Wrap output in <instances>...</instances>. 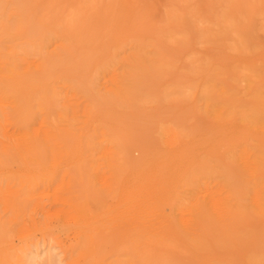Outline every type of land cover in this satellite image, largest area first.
Instances as JSON below:
<instances>
[{"label": "rangeland", "instance_id": "obj_1", "mask_svg": "<svg viewBox=\"0 0 264 264\" xmlns=\"http://www.w3.org/2000/svg\"><path fill=\"white\" fill-rule=\"evenodd\" d=\"M186 2L188 3H185V1L183 0H0V75L5 76L8 71L10 72V75L12 74V72L25 73L26 71L30 73H34L37 71L42 75V79L40 80L39 85L44 92L43 95L40 94V89L38 91H40V100L42 98L45 99L44 101L42 100L43 107L41 106V110L38 109L37 112L32 113L33 117L30 118V126L34 131H39L40 135L43 134L41 139L43 138L42 140H45L43 142L44 145L46 144V148L47 146L49 147V145H52V150H49L51 146L48 149L42 148V150L45 149V151L41 150V153L43 154L41 155L43 156L41 160L42 163H44L43 165H41V180L38 183L33 182L32 184L23 181L24 178L22 177V172H25L24 165L18 159L17 154H15L14 152L10 153V159H5L4 156L6 153H0V264H90L91 262V264H93V262L94 264H97V262H99L98 264H122L123 262L125 264H128L129 261L131 262L132 260H134L131 258H133L137 253L132 255L134 247H131L130 249L126 248L122 237L121 240L118 237L125 235L123 237V239L125 240V237H127V235L129 234L131 235L135 227L143 226L142 229H144L145 224H147L145 225V227L150 225L153 226L159 224L162 219L163 220L160 222V224L162 223V225H167L163 226V228L168 227L166 229H169L170 224L169 230H171V228L173 230L175 224L176 227L174 231H178L179 229L184 228L183 232L185 230H194L197 232L196 229H198L199 227L198 221H195L196 217L194 213L196 210L192 206H188L189 201L192 199V204H194L193 202L198 201L196 203L197 205H199L201 202H204L205 199L209 201L210 199L216 200L217 198L216 202L220 204L219 207L221 208L220 202L231 197L230 193L225 191L228 188L223 185L225 184L223 176L216 174H206L205 177H202L203 180L202 178L193 179V184L189 187L190 182L186 180L185 175L180 174L178 169L185 173V170H187V167L190 166L191 162L195 166L194 168L190 166V169L198 168L199 165H196L197 163H199V160L201 161L202 157V160H204L205 158H209V155H207L208 153H206L207 151H205L204 153V150H207V148H218L216 151V158L219 162L221 158L223 160V153L227 150H230V146H232V129L230 128H234L236 124L230 123L233 124V126L229 124V131H226L227 129L217 131V126L221 122L217 123V121L215 122V120H213L212 118L210 120L211 115L209 114L210 111L206 103L207 101L205 102V97L200 96L205 95L208 87L214 85L210 83L211 79H208L209 76H212L213 72L211 75H209L210 72H207L209 70V66L203 64V60L206 61L209 55L210 58L218 55L219 58L218 56L217 58L222 59L219 61L227 63L229 61L232 62V60H230L229 58L232 59L236 55H233V51L218 47V45L212 43V41L204 42V40L202 39V41L204 42L203 43L200 42L201 39L200 41L198 39L199 42L196 43V39H194V45V41H191V39L194 38L193 36V38H191L190 36L191 39L189 38V41L187 39H184V36H188L189 31H193L194 27L196 29H199L201 26V29H206L208 27V29H210L211 27H213L210 24L208 26V20L206 17V15L208 16V14L211 15V13H207L211 9V7H217L221 5L242 6L246 5V3H242L241 0H187ZM253 5L264 6V3L256 2ZM185 6H188L187 8L192 10V15H194L195 19L197 18L198 23L197 20L192 19V21H194L193 24H195L194 27L189 26V24L187 26L186 24H184V22L171 26L169 22L172 16L176 13L177 15H180L183 7ZM199 7H202L201 16L204 21L207 20L206 23L204 21L199 22L201 19H199L197 16L195 17V14H197L195 11ZM214 10L215 9L212 8L211 12H215ZM212 15H214V13ZM189 27L190 29H188ZM191 28L193 30H191ZM216 28L217 27H215V29L213 28L212 30L215 31ZM170 32H175V34L169 37L168 34ZM258 33L260 36H258V39L260 38L259 41L261 40L260 43L264 42V34L262 35V33ZM162 39L164 40L161 41ZM181 41L184 43L185 50L183 51L178 50V44ZM190 41L193 45L190 43ZM158 44L163 48V53L156 54L155 47ZM210 44H212L213 46H210ZM187 46H189L190 48ZM261 46L264 49V44H261ZM211 48H215L217 52L214 53V51L210 50ZM222 49L224 51L220 52ZM225 51L227 54L225 53ZM188 52L191 54H189ZM252 52L250 54H248L249 52H246L247 56L244 55L245 59L253 57ZM202 53L203 56H201ZM223 56H225L226 58H224ZM210 58L207 61H211ZM215 58L216 57H214V59ZM224 59H228L229 61H225ZM212 62L213 61H211L210 64ZM212 64L215 65L216 63L213 62ZM202 65L205 66V68L202 69L205 70L204 72L201 70ZM198 71L200 73L202 71L203 73L200 74L198 73ZM206 72L208 73V75L206 74ZM198 74H200V76L206 74L207 76H203V78H207H200ZM225 79L226 77L224 76V80ZM134 80H137L139 82L136 83V89L131 92V96L133 97L132 99L128 96L129 92L127 93L128 98L126 97L124 100H122V96L119 97V100L113 99L119 94H117L119 90H121L122 94V91L128 89V85H132ZM243 83H245V86L243 85L244 87L248 86V82L245 81ZM239 84V89L242 92L244 89L240 88V86L242 85L241 82ZM40 86H38V88H40ZM124 86H127V88L122 89V87ZM46 88H48L50 91ZM52 88L54 89L51 94ZM55 90L56 92H54ZM5 93L7 92L2 91V89L0 88V141L4 142V137L8 134L18 133V124L16 125L13 122L15 107L13 106L11 99H9ZM34 93L30 94V97L33 95L35 96L36 93ZM50 95L51 97L54 95V97H52L53 100L52 98L50 99ZM110 96L114 97L111 98ZM30 97L28 95V99ZM48 99H50L52 103ZM25 100L27 99L25 98ZM120 103L122 104V107L119 105ZM25 110H28V108H26ZM31 110L36 111L35 108H31ZM72 111H74V118L72 116ZM87 112H89V114ZM108 112L109 114L111 113L110 115L114 118H111L110 115H108ZM90 113H94L91 115V117L89 116L90 119L92 118L91 120L87 119ZM67 114L70 117H68ZM101 114H103V117H101ZM108 116L110 117V119H108ZM112 119L114 120L111 121ZM168 127L171 128L170 131L167 130ZM161 128L162 130H164L163 128H165V131H167L168 135H171L172 133L175 134L173 136H170V138L173 139L175 137L176 139V136H182L181 138H179L183 140L178 139L177 143L179 142V144H176V140L173 139L175 142V146H173V144L171 145L169 136L167 134L166 136L165 134H163L165 133V131L160 132L162 131ZM212 128H216L215 131L217 132L218 136L215 135V132L213 135L214 129ZM168 132L172 133L169 134ZM162 134L164 135L163 137L168 136L167 138H164L165 141L166 139H169L168 142H165L163 140V137L160 139V135ZM221 134L222 136H220ZM58 135L60 136V138L58 137ZM114 135H119L120 137L118 136L117 138L115 136V140L113 138ZM226 137H228L227 140ZM77 138L79 141L77 140ZM81 139H85V143L87 142L88 145L89 142L92 144V146L88 149H86L87 147L83 149L82 145L80 146V144H78L84 143L83 141H81ZM159 139L160 142L162 141L161 143L164 142V147L159 144ZM118 140L120 144L119 147L117 144ZM190 140L192 141L190 142ZM215 140L217 141L215 142ZM47 141L48 143H45ZM181 141H184V143H181ZM196 141H198L197 144ZM220 141H223L221 145H219ZM225 141L227 142L224 143ZM64 142L67 144V146H70L71 144V148L65 147L66 144ZM114 142H117V145L114 144ZM121 143L124 145L122 146ZM251 143H254V141H251ZM185 144L187 146L189 145L187 149L185 148ZM200 144L205 146L202 148V145ZM44 145L42 147H44ZM78 145L79 147H81L80 149H78ZM114 145L117 146V150L114 148ZM125 146L127 147V149ZM168 146L169 148H167ZM171 146L172 149H170ZM180 146L184 147L185 149H182V147ZM57 147L59 150L57 149ZM123 147L125 148L123 149ZM192 147H194V149ZM166 148L167 151H171V153H168L166 151ZM196 148H198L197 153L194 151L197 150ZM223 148L228 149L225 150ZM122 149L125 150V153L124 151H121ZM145 149H147L149 153L151 152V154H149L148 152L144 153L143 150ZM155 150V154H157L158 152L160 153H158L157 156H152V153ZM220 150H222L223 152L221 151L219 153ZM47 151H49L48 156L46 154L48 153ZM185 151L189 153L185 154ZM193 151L195 154L193 153ZM104 152L107 153V155H104ZM141 152H143L144 154ZM176 152L183 155L178 156L180 154L177 155ZM202 153L204 155H202ZM228 153L229 152L227 151L226 154ZM164 155L165 158L163 157ZM173 155L175 158H172ZM176 155L178 157H181V159L176 157ZM210 157L214 156L210 154ZM50 158L52 159L50 160ZM140 158H142V160L145 159L146 162L150 161L149 164L151 165H147L146 163V170L144 166L141 167L145 164V161H142ZM189 158L191 159V162L189 161ZM47 159L50 160V162L48 160L49 163H47ZM124 159H126V163ZM127 159L131 161V163L128 162ZM152 159H154V161ZM164 159L166 160L165 164L167 162L168 164L166 166L163 165V169H165V171H161L160 175L164 179L169 178V181L164 180V184L159 185V183H157V178L152 179L153 181L149 180L150 176H146V173L148 175L147 168L151 169L153 167H160V163L157 162L162 163V161L160 160L165 161ZM170 159H174V161ZM113 160L117 163L119 161V163L122 165H119V167H122L123 169H125V167L127 168L128 163L130 164L128 166L130 169H125L126 171H128H125L126 175L125 173L124 175H120L122 168L119 169V167L113 163ZM136 160H138V162ZM111 161L112 164H109L108 162ZM132 161H136V163L133 162V164H137L142 161L140 165V167L143 168V170L141 169L142 172L138 167L139 164L136 165V168H138L139 170L137 171L136 168V171L133 170L137 172L135 173L136 177H134V172H131V170L135 167L133 166V168H131V165H133ZM171 161L173 163H171ZM186 163L189 166H186ZM112 165H114L115 169L111 168ZM173 166L174 168L172 169ZM170 170L175 171L172 172ZM123 172L124 171L122 170V174ZM132 173L134 175L133 180H131L133 178L131 175ZM140 174H142L143 176ZM167 174L168 176H166ZM171 174L173 175V177H175L174 179L179 177L178 175L185 177L183 178V180L185 179V185H188L186 187L189 188V190H193L195 188V190H193V193L195 191V194L190 193L193 194V197L192 195H189L190 197L188 196L187 198L185 194L189 191H186L187 188L179 189L181 187H175L178 186L176 184L180 182L179 180H177L178 178L176 179L178 182L171 178ZM155 175L159 177L158 174ZM118 176L121 177L119 178V180H117ZM129 176H131L132 178L130 177L128 179ZM206 177L209 179L211 177V180L207 179ZM143 178L145 180L148 178L149 181H146V183L144 182L145 180ZM204 178L206 179L204 180ZM212 178H215L216 180L218 179V181H213ZM219 179H221V182L223 181V183H221ZM128 180L131 181L129 182ZM138 180L143 181V184L141 185L140 181ZM206 180H209L211 183H215V185L211 183L209 184V182H207ZM116 181H119V185H117V187L114 186L116 185ZM125 181L126 187H124ZM184 181L181 183V185L184 184ZM186 182L188 183L186 184ZM205 182L206 184H204ZM217 182H219L221 185H223L222 187L225 188H217L218 190H222L221 192L226 193L223 196L221 194L218 196L216 195L217 193L215 194V191H218L217 189L215 190V188L217 187ZM122 183L124 185H122ZM138 183L139 187L141 186L140 188L138 187ZM165 183L166 185L168 184V186H166ZM195 183L197 184L195 185ZM219 183L218 186L220 185ZM208 186L210 189H202V187L205 188ZM111 187H113V189H110ZM137 187L139 190H145V192L148 191L147 193L149 197L152 196L151 199H153L151 200L152 202L149 201V203H146V206L149 209L147 207V210L143 208L146 211L150 210V213L144 214L141 213L142 211H138L144 215V221H147L145 220V216L147 214L149 216L152 215L151 218H147L148 220L151 219L152 221L150 224L149 220V225L143 220H140L141 216H139L140 213L138 212L136 217L139 218L137 219H139L140 222L143 221L145 224H143L142 222L140 224H137L139 222L135 217L134 218L135 221L137 220V223L134 222L135 224H130L129 222V224H125L128 222L127 220V222H123V219H119V217L117 218L118 214L120 213H116L117 216L114 218L113 216H115V214H112L114 210H110L111 212L107 210L111 207V205L112 207L113 205H115L116 208H119L118 210L120 212L122 211L121 214L126 212L129 207L130 210L127 212L128 215L130 214V212H133L135 208L127 205L126 202L125 204L123 202V198L126 197L125 195L127 190H134L135 188L137 189ZM115 188L119 189L120 191H116ZM123 188L125 189L122 191ZM154 188L157 189L155 190ZM213 188L214 191L210 193L212 191L211 189ZM149 189H151V192L149 191ZM108 190L110 191L109 193H107ZM133 190L131 192H135L136 195H138L139 193H143V195H145V197H143L139 194L138 196L140 198L143 197L145 199L146 196H148L147 193H144V191L142 192L140 190L141 192H139V190ZM200 190L202 191V193L199 192ZM209 190L210 192H208ZM121 191L123 193H120V195L119 192ZM179 191H183L182 193H184L189 201L184 200L183 198L185 196L183 197V194L180 195L178 193ZM112 193H115L116 195L114 194V196ZM124 193L125 195H123ZM154 193L156 196L153 195ZM160 193H164L162 194V196L165 200H163V198L161 199L162 196ZM177 194H179L180 196H176ZM227 194L229 196L228 198L225 196ZM157 196L160 199H158ZM208 196H211L212 198L207 199L209 198ZM119 197L121 198L120 200L118 199ZM149 197H147V199L150 200ZM177 197L178 200H181L178 202L180 203V209L182 210L180 212L178 211V209H176L177 207H179L176 204ZM156 199L157 201H159H156V203L159 204L160 201L163 203H161L162 205L160 204L162 206V210L161 206L155 203L154 200ZM194 199L196 200L194 201ZM114 200L116 201L114 202ZM117 200L119 201L118 205H120L122 208L116 204ZM108 201H111L113 203L110 202V205ZM170 201H173L174 204L177 205L175 209L171 207L172 205L169 207V209L166 208L171 204ZM121 203L127 205V208H125L126 210L123 209L124 207L123 205H121ZM148 204H154L155 209L159 207V213L154 208H152L151 210ZM77 206L79 207L77 208ZM115 206L111 209H114ZM196 206L194 204V207ZM153 209L157 213H154ZM171 209L174 212H172ZM188 209L190 210V213H188ZM137 210L140 209L137 208ZM167 212H169V215L173 214L172 217L169 218ZM95 213H97V216ZM108 213L109 215L107 217H111V219H107V217L104 216ZM110 214H112L113 216H111ZM156 214L160 216L159 222L156 221L157 223L154 222L155 219H159H157ZM175 214L177 215L175 216ZM93 215L95 216V218ZM128 215H126V217L124 215L119 216L124 219L134 220V218L132 219L133 216L129 218L130 216ZM185 215L186 218L184 217ZM153 216H155V219H152ZM189 216L192 218H190ZM166 217L168 218L166 219ZM173 217L174 221H171L170 219H173ZM179 217L181 219L183 218V220L186 219V222L179 221ZM113 218L116 221H114ZM84 219H88V221L91 219L92 222H88V224H86L85 222L87 221ZM165 219L167 223L165 222ZM99 220L100 224H97ZM105 220L107 223L105 222ZM108 220L109 222L113 220L112 225L111 222L110 225L108 224ZM169 220L171 222H169ZM177 220L178 222H180V225L178 226H180L181 228L177 227V224H179L177 223ZM187 222H190L193 227ZM118 223L122 224L118 225ZM97 225L99 226L97 227ZM127 225H130L128 227L129 229L132 228V225H135L131 230V233L130 230H128V228L126 227ZM121 226H125L123 229L127 228L129 233L126 231L121 232ZM184 226H189V228ZM199 226H201V231H198L199 234L200 232H202L203 234L204 230L207 231L206 229H204L205 226ZM157 227H159V225ZM88 228H90V232L88 231ZM137 228L136 230H138ZM146 228H148V231L151 229L150 227ZM146 228L144 230L145 232H147ZM116 229L118 230V234L116 232ZM154 229L156 230V228ZM160 229L162 228H157V230ZM95 230L97 231V233H99V236L98 234H96V232H94ZM114 230L115 233H107L108 231ZM162 230L163 232L161 230L160 232L156 231V234H167V232H172L169 230H166L167 232H164L165 228ZM81 231H83V233ZM140 231L142 230L139 229V232ZM133 232H135V230ZM80 233L83 234V238ZM144 233L143 236L146 234ZM100 234H102V236H100ZM105 234L106 236H104ZM114 234H117L118 237ZM111 235H113V241L111 242L115 241L116 244H112L110 242V240H112L110 238ZM130 235L129 238L127 237L129 240L131 239V236H133ZM140 235H142L141 232ZM103 236L105 237V239L103 238ZM135 236L136 235L134 233L133 238ZM114 237L117 238L114 240ZM137 237H139L138 234L134 239L135 241H133V239H131V241L127 239L126 240L127 242H131V246H139V240L141 238H139L138 240ZM78 238L80 239V241L78 240ZM99 240L100 242L102 241V244L106 243L108 247L104 246L106 248L102 249V247L99 245ZM116 240L118 241V243ZM93 242L97 243L95 244V246L99 245V249H107L105 253L108 254L105 259L104 255L101 256L104 252H101L100 250L99 253V249L94 248ZM119 242L122 243L120 244ZM142 242L143 241H141L140 243ZM83 243L90 247H84ZM225 243H228V245L225 246L226 248L228 246L230 247V244H232L229 241ZM110 244H112L113 247L118 246L117 248H114L117 250L112 251L113 247L111 249V247L109 246ZM126 244L130 246L128 243ZM221 244L222 243H220V245ZM81 246H83V249L81 248ZM222 246L223 244L221 246L218 245L217 249L210 248L207 252H210L209 254L211 256L208 255L207 252L202 251V254L205 255L203 256L201 252L199 254V251L195 250L189 251V253L192 254L191 257L185 256L184 253H186V251H188L189 249L183 250L182 248H180L182 246L178 247L180 251L177 252H180L181 255L184 254L183 257L181 256V259L190 258L188 263L191 262V264H193V261L194 263L198 261L196 262V264H201V261L202 263H204V260L206 262H213L216 260L217 262H220L221 260L223 262L224 260L229 262L230 264H233L234 261H236L235 264H243L241 259L242 251H238L236 253V251H232L233 249H229L228 247V249L226 250V248ZM96 247L98 248V246ZM219 247H222L221 251ZM89 249L93 251L91 252ZM108 249L111 254L107 252ZM222 249L230 253H227ZM121 250H123V252L127 250V253L128 250L129 252L132 250V254L130 253L132 257L131 255H127L128 260H126V257L122 255L123 252H120ZM157 250H159V248ZM119 252L121 253L120 256ZM222 252H224L223 254L225 258L222 256ZM231 252L234 253L232 254ZM84 253H86V255H84ZM28 254L30 257L28 260H26L28 258L26 257ZM201 255L203 256V259ZM192 256L195 258H193ZM212 256L217 259L214 260ZM197 257L199 258L197 259ZM207 257L208 259H204ZM94 258H97V261ZM192 258L194 259L193 261ZM119 259L123 260V262L119 261ZM228 259H232L231 261H233L234 259L233 263H231V261ZM98 260H101L102 263ZM227 262H225V264ZM134 263L132 262V264Z\"/></svg>", "mask_w": 264, "mask_h": 264}, {"label": "bare ground", "instance_id": "obj_2", "mask_svg": "<svg viewBox=\"0 0 264 264\" xmlns=\"http://www.w3.org/2000/svg\"><path fill=\"white\" fill-rule=\"evenodd\" d=\"M183 1H185V3H188V2H186L187 0H183ZM242 1V3H246V5H242V6H235V5H233V6H217V7H211V9L207 12V13H211V15H209L208 14V16L206 15V17H207V20H203L202 19V16H201V13H202V7H199L198 9H196V13L197 14H195V17L197 16L199 19H201L199 22H201V21H204L205 23H206V21L208 22V26H209V24L210 25H212L213 27H211L210 29H208V28H206V29H201V27L199 28V29H196L194 26H195V24H193V22L194 21H192V19H194V20H197V18L195 19L194 18V15H192V10H190L189 8H187L188 6H185V7H183V9H182V12L180 13V15H177V13L175 14V15H173L172 16V18L170 19V22H169V24L172 26V25H176V24H180V23H182V22H184V24H186L187 26H188V24H189V26H192V27H194V30L191 28V30H193V31H189V34H188V36L187 35H185L184 36V39H187L188 41H189V38H190V36H191V38H193V39H191V41L193 40L194 41V45H195V40L194 39H196V43L197 42H199L200 41V39H201V41L200 42H203L202 41V39L204 40V42L206 41V42H211L212 41V43H214V44H217L218 45V47H222L223 49H228V50H230V51H233V55H236L234 58H229L230 60H232V62L231 61H229L228 59H224L225 61H229V62H222V61H219V60H222L221 58L220 59H218L219 58V56L218 55H216V56H211L212 58H210V55L207 57V60L210 58L211 59V61H213L214 63H216L215 65H213L212 63L210 64V62L211 61H204L203 59V64H205V65H207V66H209V70L207 71V72H210V74L209 75H211L212 74V72H213V74H212V76H209L208 77V79L210 78L211 79V82L210 83H212V84H214V85H211L210 87H208V89H207V92H206V94L205 95H202V96H200V97H205V102L207 103V106H208V109H209V111H210V120H211V118L213 119V120H215V122L217 121V123H219V122H221V123H219V125L217 126V131H219V130H226V131H229V124L230 123H234V124H236L235 125V127L234 128H230V129H232L231 130V132H232V135H231V142H232V146H230L231 148H230V150H227V149H225V148H223V149H225V150H227L229 153L228 154H226V152H224L223 153V160H222V158H221V160H220V162L218 161V159L216 158L217 157V149H215L216 147H212V148H207V150H204V153H205V151H207L206 153H208L207 155H209V158H205L204 160H202L203 159V157H202V159H201V161L199 160V163H197V165L196 166H198V168H196V169H190V166H192L193 168H194V164H192V162L190 161L191 159L189 158V161L191 162L190 163V166L186 163V166H189V167H187V170H185V169H183V170H185L186 172L185 173H183V171H180L179 169H178V171L180 172V174L181 175H185V177H186V180L188 181V182H190V184H189V187L190 186H192V184H193V179H201L202 177H205V175L206 174H216V175H221V176H223L224 177V180H225V184H223L226 188H228L227 190H225V191H227L228 193H230V195H231V197L230 198H228L229 196H228V194L227 195H225L228 199H226V200H224V201H222V202H220L221 203V208L219 207L220 206V204H218L217 202H216V200H217V198H216V200L215 199H210V198H212L211 196H208L209 198H207V199H210L209 201L208 200H206L205 199V201L204 202H201L199 205H197V203L196 202H198V201H195L196 199H194V201L195 202H193L194 204H195V206L197 207V209H196V207H194V204H192V199L190 200L191 201V203H190V201H189V199H187L188 198V196L189 195H192V197H193V194H195V191H194V193H193V190H195V188L193 189V190H189V188H187L186 186H188V185H185V179L183 180V178H185V177H182V176H180V175H178L179 177H177L176 179L177 180H179V182L180 183H178V184H176V185H178V186H175V187H181V188H179V189H185V188H187L186 189V191L187 190H189L187 193H185L186 194V196H187V198H186V196L184 195V193H182L183 191H185V190H183V191H179L178 193L180 194V195H182L183 197V199L184 200H188L189 201V205L188 206H192L193 208H195V213H194V215H195V221H198V227L200 228V230H199V228L198 229H196L197 230V232L198 231H201V226H199V225H202V227H204L205 226V228L204 229H206L207 231H203V234H202V232H200V234H199V232L197 233L196 231H194L193 229V231H191V230H185L184 232H183V230H184V228L183 229H179V228H176V229H179L178 231H174L175 230V227H176V225L174 224V228H173V230H172V228H171V230H169L170 229V224H169V229H166V228H168V227H164L165 228V230H164V232H167L168 230L169 231H172L171 233L170 232H167V234L166 233H158V234H161V235H158V234H156V231L158 232H160V230L163 232V230L162 229H164L163 228V226H167V225H162V223L160 224V222L163 220H161L160 222H159V220H160V216L158 215V214H156V216H157V219L158 220H156L155 219V216H153L152 217V219L154 218L155 220H154V222H159V224H156V225H150V226H146V227H150L151 228V226H152V232L150 231H148L147 229L148 228H146L145 227V225H147V224H145L144 222H146V223H148V225H149V220H150V224H151V219H147V218H151V216H149L148 214L145 216V220H147V221H144L143 219H144V215L143 214H141V213H144V214H146V213H150L149 211L150 210H148V211H146L147 209H146V203H149V201L150 202H152L151 200H153V199H151V197L152 196H150L149 197V195H148V191L147 192H145V190H141L142 192L144 191V193H147V195L148 196H146V198L144 199L143 197H145V195H143V193L141 194V193H139V192H141L139 189H138V187H139V183H138V187H137V189L135 190H133V191H138L139 190V194H140V196L142 195L143 197L142 198H140L138 195H136V193L134 192V193H132L131 191L132 190H127V192H126V195H125V193L123 194V195H125L126 197H124L123 195V199H124V203L126 202L127 203V205H129V206H132V207H134L135 209V211L133 210V212H130V214L128 215V211L130 210V207H129V209L126 211V212H124L126 215H128V216H130L129 218H131V216H133L132 217V219L135 217L136 219L137 218H139V217H136L137 216V214L138 213H140L141 211V213H140V215L139 216H141L140 217V220H143V221H141L143 224H145L144 225V229H142L143 228V226H140V227H135L134 228V230H135V232H133L132 231V233H131V230L133 229V227L135 226H131L130 228L131 229H129L128 227L130 226H126L127 228H128V230H130V233H131V235H133L134 236V233H135V235L137 236V234H138V236L139 237H137V239L139 240V238H141L139 241L141 242V241H143L142 243H140L139 242V246L138 245H130V243L131 242H127V240H129L128 238H129V235H127V237H125V240L123 239V237L125 236H120V237H118L117 236V234H118V230L116 229V232H117V234L115 235V236H117L120 240H121V237H122V240H123V242L125 243V245H126V248H128V249H130L131 247H134L133 248V254L131 253V251L129 252V250H128V253H127V250H125L124 252H123V250H121L120 252H123L122 253V255H124L125 257H126V260H128V257H127V255L129 256V255H134V254H136V255H134V257L133 258H131L132 257V255H131V257H129V258H131V259H134V260H132L131 262L129 261V263L128 264H132V262L134 263H138V264H191V262H189L188 263V261L190 260V258H187V259H181V256L183 257L184 256V254H185V256H189V257H191V255L192 254H190L189 253V251L190 250H195V251H199L198 253L200 254V252H201V254H202V251L203 252H207V251H209V249L210 248H212V249H217V247H218V245L219 246H221L222 244H223V246L222 247H225L226 245H228V243L226 244L225 242H227V241H229V242H231L232 244H230L231 246L229 247V249L231 248V249H233L232 251H236V253L238 252V251H242V263L243 264H264V49H263V47L261 46V44H264V42H261L260 43V41H259V39H258V36H259V33L258 32H260V34L262 33V35L264 34V6H256V5H253L254 3H256V2H262V3H264V0H241ZM189 6H190V4H189ZM192 6V5H191ZM191 8V7H190ZM195 8V7H194ZM212 8H214L215 10V12H213L214 13V15H212L213 13L211 12L212 11ZM206 9V8H205ZM209 9V8H208ZM194 11V10H193ZM207 11V10H206ZM190 14H191V16H190ZM204 16V15H203ZM211 16V17H210ZM197 23H198V20H197ZM215 27H217L216 28V30L215 31H213L212 29L214 28L215 29ZM188 29H190V27L188 28ZM176 32V31H175ZM175 32H170L168 35H169V37L170 36H172V35H174L175 34ZM193 36V37H192ZM260 37V36H259ZM172 38V37H171ZM198 39H199V41H198ZM164 39H162L161 41H163ZM191 41H190V43H191ZM203 42V43H204ZM192 44V43H191ZM190 44V45H191ZM192 44V45H193ZM198 44H201V43H198ZM205 44H207V43H205ZM182 45V46H181ZM210 46H213L212 44H210ZM187 47H189V46H187ZM192 47V46H191ZM190 48V47H189ZM156 49V50H155ZM155 52H156V54H159V53H163L164 51H163V48L161 47V45H157L156 47H155ZM214 49V50H213ZM211 48L210 50H212V51H214V53H216L217 51H216V49L215 48ZM221 49V48H220ZM221 50L220 52H223L224 50ZM178 50H181V51H183V50H185V48H184V43L181 41L179 44H178ZM188 50V49H187ZM191 50V49H190ZM193 50V49H192ZM250 50V51H249ZM189 51V50H188ZM253 51V52H252ZM190 52V51H189ZM188 52V53H189ZM205 52H207V51H205ZM209 52V51H208ZM248 54H250L251 52L253 53V57H251V58H248V59H245V56H247L246 54L247 53ZM225 53H226V51H225ZM228 53H229V51H228ZM189 54H191V53H189ZM193 54V53H192ZM224 54V53H223ZM227 54V53H226ZM232 54V53H231ZM245 55V56H244ZM252 55V54H251ZM250 55V56H251ZM201 56H203V53H202V55ZM217 56H218V58H217ZM226 56V55H225ZM225 56H223L224 58H226ZM214 57H216L215 59H214ZM229 57V56H228ZM213 59V60H212ZM217 60L218 61V63H217V61L215 62V61ZM201 66V65H200ZM203 67V68H202ZM202 67H201V70L202 69H204L205 68V66H203L202 65ZM203 72L205 71V70H202ZM201 71V73L198 71V73H200V74H202L203 72ZM206 72V74L208 75V73ZM200 74H198V76H200ZM202 75V76H200V78L202 77L203 78V76H207V75ZM224 76L226 77V79L224 80ZM214 79H213V78ZM220 77H223V78H220ZM207 77H204L203 79H206ZM221 80H220V79ZM42 79V75L39 73V72H34V73H30V72H28V71H26L25 73H15V72H12V74L10 75V72L8 71V73H6L5 74V76L4 75H0V88L2 89V91H4V92H7V93H5L6 95H7V97L9 98V99H11V102H12V104H13V106L15 107L14 109H15V112H14V115H13V122H14V124H18V129H17V131H18V133H16V134H8L7 136H5L4 137V140H5V142L4 141H0V153H6L5 154V159H10V153H15V154H17V157H18V159L22 162V164L24 165V171L25 172H22V177L24 178L23 179V181H25V182H28V183H30V184H32L33 182H39L40 180H41V165H43L44 163H42V160H41V158L43 157V156H41V155H43L42 153H41V150H42V148H46L45 147V145H44V142L43 141H45V140H42L41 139V137H42V135H40V132L39 131H34L32 128H31V126H30V118L31 117H33L32 115V113H35V112H37V110L39 109V110H41V108L43 107L42 105V100L44 101V99L42 98V96H41V100H40V94L41 95H43V91H42V89H41V86L39 85L40 84V80ZM218 79H219V81H218ZM248 82V86L247 87H244L245 86V83H243V82ZM137 82H139V81H137V80H134L133 81V84L132 85H128V89H126V90H123L122 91V94H121V90H119V92H117V94L119 93V94H121V95H117V96H115V98H113V99H115V100H119V97L120 96H122L121 98H122V100H124L126 97H127V93H128V96L132 99L133 97L131 96V92L132 91H134L135 89H136V83ZM241 82V86H240V88L241 89H244L242 92H241V90L239 89V83ZM244 85V86H243ZM38 86H40V88H38ZM219 86V87H218ZM36 87V88H35ZM243 87V88H242ZM125 89V88H127V86H124V87H122V89ZM204 88H205V86H204ZM35 89V90H34ZM41 90V93L39 94V92L40 91H38V90ZM46 89H48V88H46ZM49 89H50V87H49ZM48 89V90H49ZM53 89L54 88H52V91H51V94H52V92H53ZM56 89V88H55ZM202 89V88H201ZM34 91H35V93H34ZM50 91V90H49ZM35 94V96L33 95V96H31L30 97V94H33V93ZM54 92H56V90L54 91ZM124 92H126V93H124ZM124 93V94H123ZM28 95H29V99H28ZM44 97H45V95H44ZM52 97H54V95L52 96ZM51 97V95H50V99L52 98ZM111 97V96H110ZM112 97H114V96H112ZM111 97V98H112ZM25 98L27 99V100H25ZM128 98V97H127ZM129 98V99H130ZM47 99V98H46ZM50 99H48L49 101H50ZM52 100H53V98H52ZM48 101V102H49ZM26 102V103H25ZM51 102V101H50ZM52 103V102H51ZM52 105V104H51ZM120 106L122 105L121 103L119 104ZM42 106V107H41ZM122 107V106H121ZM26 108H28V110H25ZM31 108H35L36 109V111H32L31 110ZM205 108V107H204ZM122 109V108H121ZM25 110V111H24ZM124 110V109H123ZM86 111V110H85ZM85 111H83V112H85ZM73 112V118H74V111H72ZM71 112V113H72ZM90 112V111H89ZM89 112H87L88 114H89ZM124 112V111H123ZM92 114H94V113H92ZM91 113H90V115H88V118L87 119H89V120H91L90 118H89V116L91 117V115H92ZM111 114V113H110ZM109 114V112H108V115H110ZM68 115V114H67ZM85 115H87V114H85ZM103 114H101V117H103L102 116ZM60 117H62V116H60ZM68 117H70L69 115H68ZM92 117H94V116H92ZM109 117V116H108ZM110 117L111 118H114V117H112L111 115H110ZM110 117L108 118V119H110ZM72 118V117H71ZM97 118V117H96ZM103 119H105V118H103ZM106 120H107V118H106ZM114 119H112L111 121H113ZM111 121H108V122H111ZM86 123V122H85ZM213 123V122H212ZM211 123V124H212ZM210 124V123H209ZM208 124V125H209ZM231 126H233V124H230ZM208 127H210V126H208ZM215 127V126H214ZM164 130H162V128H161V130L162 131H160V132H164L165 131V128H163ZM170 129L171 128H167V130H169L170 131ZM212 129H214V128H212ZM212 129H210V130H212ZM215 129L213 130V135H214V132L216 133L215 135H217V132L215 131ZM204 130H205V128H204ZM113 131V130H112ZM207 132H209V131H207ZM42 133V132H41ZM169 133V132H168ZM172 132H170L169 134H171ZM211 133V132H210ZM163 134H165V136H166V134H167V131H165V133H163ZM160 135V139L164 136V135ZM176 134H178V133H176ZM209 134V133H208ZM212 134V133H211ZM225 134H226V132H225ZM224 134V135H225ZM229 134H231V133H229ZM15 135H16V137H15ZM40 135V136H39ZM45 135V134H44ZM65 135V134H64ZM168 135V134H167ZM173 135H175V134H171V135H168L169 136V138H170V136H173ZM61 136H63V135H61ZM115 136L116 135H114V139H115ZM119 136V135H118ZM118 136H116L117 138H118ZM167 136V137H168ZM199 136H201V135H199ZM210 136V135H209ZM218 136V135H217ZM220 136H222V134L220 135ZM227 136H228V134H227ZM58 137L60 138V136L58 135ZM70 137H72V136H70ZM74 137H75V135H74ZM120 137V136H119ZM167 137H163V140H164V138H167ZM180 136H176V139H175V137L173 138V139H175L176 140V144H179V142L177 143V141H178V139L179 140H183V139H180L179 138ZM195 137V136H194ZM201 137H203V136H201ZM206 137H208V136H206ZM191 138V137H190ZM200 138V137H199ZM215 138H217V137H215ZM227 138L228 137H226V140H227ZM160 139L158 140L159 141V144L160 145H164V142L163 143H161L160 142ZM172 138H170V143H171V145L173 144V146H175V142H174V140L172 139ZM195 139H198V138H195ZM77 140H78V138H77ZM85 139H81V141H83L84 143H85V141H84ZM116 140V139H115ZM193 140V139H192ZM192 140H190V142L192 141ZM79 141V140H78ZM80 141V142H81ZM165 141V140H164ZM166 141L168 142L169 141V139H166ZM165 141V142H166ZM172 141V142H171ZM199 141V140H198ZM198 141H196V144L198 143ZM201 141V140H200ZM202 141H203V139H202ZM209 141V140H208ZM217 140H215V142H216ZM228 141H229V139H228ZM251 141L253 142L254 141V143H251ZM43 142V143H42ZM118 142V143H117ZM117 142H114V144H118V147H119V140L117 141ZM174 142V143H173ZM184 143V141H181V143ZM189 142V143H190ZM227 141H225L224 143H226ZM45 143H48V141L47 142H45ZM65 143V142H64ZM70 143V142H69ZM82 144V143H78V144H80V146L82 145V147H83V149H85V147H87L86 149H88L89 147H91L92 146V144L91 143H89L88 142V145H87V142L85 143V144ZM170 143H168V144H170ZM186 143V142H185ZM214 143V142H213ZM221 143H223V141H220V144L219 145H221ZM44 145V147H42L43 145ZM50 144V143H49ZM66 144V143H65ZM75 144V143H74ZM74 144H72V145H74ZM116 144V145H117ZM158 144V145H159ZM165 144H167V143H165ZM193 144V143H192ZM48 145V144H47ZM76 145H77V143H76ZM85 145V146H84ZM121 145L123 146L124 144H122L121 143ZM157 145V146H158ZM200 145H202V144H200ZM218 145V144H217ZM223 145V144H222ZM51 146V148L49 149V150H52V145H49V147ZM70 146H71V144H70ZM69 145L67 146V144H66V146L65 147H70ZM115 146V145H114ZM161 146V147H162ZM170 146V145H169ZM169 146L167 147V148H169ZM187 145L185 144V148L187 149L188 148V146L186 147ZM205 146V145H204ZM203 145H202V148L204 147ZM48 146H47V148L46 149H48L49 148ZM126 147V146H125ZM125 147H123V149L125 148ZM150 147V146H149ZM164 147V146H163ZM176 147H177V145H176ZM180 147H182V146H180ZM220 147V146H219ZM222 147V146H221ZM61 148V147H60ZM71 148V147H70ZM76 148V147H75ZM81 147H79V145H78V149H80ZM116 150H117V146H115L114 147ZM121 148V147H120ZM147 148V147H146ZM167 148H166V151H167ZM175 148V147H174ZM184 147H182V149H183ZM184 148V149H185ZM193 149H194V147H192ZM200 148H201V146H200ZM206 148V147H205ZM57 149H58V147H57ZM77 149V148H76ZM75 149V150H76ZM121 150L122 152L124 151V153H125V150ZM126 149H127V147H126ZM141 149H142V147H141ZM164 149V148H163ZM170 149H172V146L170 147ZM192 149V150H193ZM197 150H194L196 153H197V151H198V148H196ZM222 149V150H223ZM59 150V149H58ZM106 150V149H105ZM146 150V151H145ZM145 150H143L144 151V153L146 152H148L149 153V151H147V149H145ZM148 150H151V149H148ZM177 150V149H176ZM175 150V151H176ZM222 150H220L219 151V153L222 151ZM42 151H45V149H43ZM142 151V150H141ZM178 151V150H177ZM188 151V150H187ZM187 151H185L184 153L185 154H187V153H189V152H187ZM194 151H193V153H194ZM48 153H46L47 154V156L49 155V151H47ZM74 152H76V151H74ZM108 152V151H107ZM155 152H156V150L153 152L154 153V155H153V153H152V156H157V154L158 153H160V152H158L157 154H155ZM161 152H164V151H161ZM168 152V151H167ZM167 152H165V153H167ZM223 152V151H222ZM41 153V154H40ZM44 153V152H43ZM81 153V152H80ZM105 153V152H104ZM141 153H143V152H141ZM143 153V154H144ZM168 153H171V151L170 152H168ZM177 153V152H176ZM182 153V152H181ZM78 154H79V152H78ZM149 154H151V152L149 153ZM178 154H180V153H177V155ZM195 154V153H194ZM210 154L212 155V156H214V157H210ZM104 155H107V153H105ZM146 155V154H145ZM168 155H170V154H168ZM167 155V156H168ZM176 155V157H178V156H182L181 154L180 155H178L177 156ZM193 155V154H192ZM202 155H204L203 153H202ZM224 155H228V156H224ZM76 156V155H75ZM199 156H201V155H199ZM79 157V156H78ZM77 157V158H78ZM149 157V156H148ZM161 157V156H160ZM164 158H165V155L163 156ZM170 157V156H169ZM195 157V156H194ZM225 157V158H224ZM44 158H45V156H44ZM111 158V157H110ZM146 158V157H145ZM150 158V157H149ZM162 158V157H161ZM172 158H175L174 157V155L172 156ZM178 158H180L181 159V157H178ZM177 158V159H178ZM188 158V157H187ZM52 158H50V160H51ZM106 159H107V157H106ZM141 160H142V158H140ZM144 159V158H143ZM151 159V158H150ZM155 159V158H154ZM154 159H152L153 161H154ZM160 159V158H159ZM167 159V158H166ZM176 159V160H177ZM209 159V160H208ZM44 160V159H43ZM46 160V159H45ZM48 160L49 159H47V163H49L50 162V160H49V162H48ZM78 160V159H77ZM122 160V159H121ZM126 159H124V161H125ZM156 160V159H155ZM157 160H158V158H157ZM165 160V159H164ZM170 160H173L174 161V159H170ZM170 160H169V162H170ZM183 160H185V159H183ZM53 161V160H52ZM127 161L128 162H130L131 163V161H129L128 159H127ZM137 162H138V160H136ZM136 161L134 162V161H132V164H133V162L134 163H136ZM142 161H145V164L144 165H142L141 167H145V166H147V165H151V164H149L150 163V161L149 162H146V160L144 159V160H142ZM141 161V162H142ZM160 161H162V163L161 162H157V161H155V162H157V163H160V165L162 166H160V167H153V168H151V169H148L147 168V170H148V175H147V173H146V176H150V179L149 180H152V179H156L157 178V183H159V185H162V184H164V180H168L167 178L166 179H164V178H162V176L160 175V173H161V171H165V169H163V165H167L168 164V162L165 164V162H166V160L165 161H163V160H160ZM182 161V160H181ZM187 161V160H186ZM210 161V162H209ZM44 162V161H43ZM46 162V161H45ZM121 162V161H120ZM127 162V163H128ZM140 162V161H139ZM141 162L140 163H137V164H133V165H131V168H133V166H135L132 170H131V172H134V174L135 173H137V172H135L136 171V169H137V171L139 170L138 168H136V165H138L139 164V168H140V171H141V169L143 170V168H141L140 167V165H141ZM180 162V161H179ZM42 163V164H41ZM109 164H112V161L111 162H108ZM107 163V164H108ZM113 163L114 164H116V166H118L119 167V165L120 166H122L120 163H119V161H118V163L117 162H114V160H113ZM125 163H126V161H125ZM146 163H147V165H146ZM171 163H173L172 161H171ZM106 164V163H105ZM118 164V165H117ZM179 164V163H178ZM192 164V165H191ZM130 164L128 163V165H127V168L125 167V169L126 170H129L130 168L128 167ZM158 166V165H157ZM169 166V165H168ZM176 166V165H175ZM185 166V167H186ZM222 166V167H221ZM111 167V166H110ZM177 167V166H176ZM185 167H183V168H185ZM111 168H114L115 169V167H114V165H112V167ZM122 167H119V169H121ZM136 168V169H135ZM174 168V166L172 167V169ZM125 169H121V172H120V175H124V173H125ZM122 170L124 171L123 172V174H122ZM133 170H135V171H133ZM145 170H146V167H145ZM145 170H144V172H145ZM176 170V169H175ZM174 170V171H175ZM193 170H196V171H193ZM170 171H172V172H174L173 170H170ZM177 171V170H176ZM44 172V171H43ZM126 172H128V171H126ZM131 172H129V173H131ZM142 172V171H141ZM178 172V173H179ZM207 172H209V173H207ZM128 173V174H129ZM167 173H169V172H167ZM150 174V175H149ZM155 174H158L159 175V177H157V175H155ZM172 174H174V173H172ZM171 174V175H172ZM45 175V174H44ZM119 175V174H118ZM125 175H126V173H125ZM132 175V177L134 176L133 175V173L131 174ZM140 175H142V174H140ZM155 175V176H154ZM176 175V176H177ZM143 176V175H142ZM145 176V175H144ZM164 176H165V174H164ZM166 176H168V174L166 175ZM42 177H45V176H42ZM131 176H129L128 177V179L130 178ZM131 177V178H132ZM134 177H136V174H135V176ZM134 177L131 179V180H133L134 179ZM139 177V176H138ZM119 178H121L120 176H118L117 177V180H119ZM149 178V177H148ZM148 178L145 180L144 178V182H146V181H149L148 180ZM171 178H175V177H173V175L171 176ZM207 178V177H206ZM206 178H204V180L206 179ZM124 179V178H123ZM126 179V178H125ZM142 179V180H143ZM172 179V180H173ZM176 179H174V180H176ZM181 179H182V181H181ZM207 179H209V178H207ZM131 180H128L129 182L131 181ZM141 180V179H140ZM140 180H138V181H140ZM176 180V182H178ZM202 180H203V178H202ZM209 180H211V177H210V179ZM209 180H206L207 182H209V184L211 183ZM212 180L214 181V180H216L215 178H212ZM43 181H44V179H43ZM137 181V182H138ZM153 181V180H152ZM169 181V180H168ZM184 181V186L183 185H181V183ZM216 181H218V179L216 180ZM219 181L221 182V179H219ZM119 182V181H118ZM117 181H116V185H114V186H116L117 187V185H119V183H118ZM133 182V181H132ZM167 182V181H166ZM170 182H171V180H170ZM169 182V183H170ZM173 182V181H172ZM175 182V183H176ZM188 182H186V184L188 183ZM125 183V186L124 187H126V181L124 182ZM147 183V182H146ZM154 183V182H153ZM174 183V184H175ZM218 183L219 182H217V187L215 188V190L219 187V189L220 188H223V189H225L224 187H222L223 185H221L220 183V185L218 186ZM221 183H223V181L221 182ZM121 184V183H120ZM140 184L142 185L143 184V181H140ZM171 184V183H170ZM197 183H195V185H196ZM204 184H206V182L204 183ZM211 184H214L215 185V183H211ZM122 185H124L123 183H122ZM135 185V184H134ZM134 185H132V186H134ZM151 185H152V183H151ZM157 185V184H156ZM158 185V186H159ZM165 185H166V183H165ZM181 185V186H180ZM105 186V185H104ZM113 186V187H114ZM131 186V185H130ZM144 186V185H143ZM166 186H168V184L166 185ZM165 186V187H166ZM172 186V185H171ZM113 187H111L110 189H113ZM119 187V186H118ZM122 187V186H121ZM121 187H120V190H121ZM141 187V186H140ZM139 187V188H140ZM148 187V186H147ZM164 187V188H165ZM183 187V188H182ZM127 188H128V186H127ZM130 188V187H129ZM133 188V187H132ZM153 188V187H152ZM161 188V187H160ZM159 188V189H160ZM173 188V187H172ZM192 188V187H191ZM207 188H209V186L208 187H202V189L204 190V189H207ZM107 189H108V187H107ZM125 188H123L122 189V191L124 190ZM155 189V188H154ZM157 189V188H156ZM155 189V190H156ZM177 189V188H176ZM197 189V188H196ZM198 189H199V186H198ZM197 189V190H198ZM210 189V188H209ZM115 190L116 191H120L119 189H117V188H115ZM125 190V191H126ZM151 189H149V191H150ZM162 190V189H161ZM165 190V189H164ZM164 190H163V192H164ZM174 190V189H173ZM178 190V189H177ZM212 191L210 192V190L208 191V192H210V193H212L213 191H214V188L213 189H211ZM218 190V189H217ZM114 191V190H113ZM119 192V194L120 193H123V192ZM152 191H153V189H152ZM165 191H167V190H165ZM170 191H171V189H170ZM175 191V190H174ZM222 190H218V191H215V194L218 196V195H224V194H226L225 192L223 193V192H221ZM110 191L108 190V192L107 193H109ZM151 192V191H150ZM149 192V193H150ZM168 192V191H167ZM199 192H201L202 193V191L200 190ZM204 192V191H203ZM207 192V191H206ZM128 193V194H127ZM159 193V192H158ZM174 193V192H173ZM189 193V194H188ZM190 193H193V194H190ZM113 195L115 194V193H112ZM161 194V193H160ZM162 194H164V193H162ZM162 194H161V196H162ZM171 194V193H170ZM179 194H177L176 196H178ZM205 194H207V193H205ZM105 195H107V194H105ZM109 195V194H108ZM116 195V194H115ZM114 195V196H115ZM121 195V194H120ZM153 195H155V193L153 194ZM158 195V194H157ZM167 195V194H166ZM179 195V196H180ZM156 196V195H155ZM160 196V195H159ZM168 196V195H167ZM167 196H166V198H167ZM207 196V195H206ZM213 196H215V195H213ZM147 197H149L150 198V200L149 199H147ZM171 197H174V196H171ZM170 197V198H171ZM190 197V196H189ZM220 197V196H219ZM112 198V197H111ZM157 198L158 199H160L158 196H157ZM163 198V196L161 197V199ZM169 198V199H170ZM205 198V197H204ZM225 198V197H224ZM115 199H116V197H115ZM119 200L121 199L120 197L118 198ZM172 199V198H171ZM176 199V198H175ZM182 199V200H183ZM199 199H200V197H199ZM221 199V198H220ZM111 200V199H110ZM163 200H165L164 198H163ZM116 200H114V202H115ZM121 201V202H122ZM155 201V203H156V201H157V199L156 200H154ZM167 201V200H166ZM179 201H181V200H178V197H177V199H176V204L179 206V207H177V205H175L174 204V202L172 201H170L171 202V204L170 205H168V202H167V207L166 208H168L169 209V207L171 206V207H173L174 209L176 208V209H178V211L180 212V211H182L181 209H180V203H178ZM206 201H208V202H206ZM221 201V200H220ZM107 202V201H106ZM109 202V201H108ZM111 202V201H110ZM109 202V204L111 205V203H113V202H111L110 203ZM118 202V203H117ZM117 202H116V204L118 205L119 204V201L117 200ZM157 202H159V201H157ZM218 202H219V200H218ZM125 203V204H126ZM162 202L160 201V203L158 204V203H156L157 205H160ZM107 204V203H106ZM125 204H122L121 203V205H123V209H125V208H127V205H125ZM163 204V203H162ZM161 204V205H162ZM192 204V205H191ZM126 207H125V206ZM152 205V206H151ZM160 205V206H161ZM115 205H113V207H114ZM119 207H121L120 205H118ZM148 206L150 207V209L152 210V208H154L155 209V206H154V204H148ZM154 206V207H153ZM164 206V205H163ZM79 206H77V208H78ZM112 207V205H111V207L109 208V209H107L108 211H110V210H114L113 212H112V214H115V216H113L112 214H110L111 216H113L114 218L117 216V214L116 213H120V214H118V216H117V218L119 217V219H123L124 221L123 222H125L126 220L128 221H126L127 223H125V224H129V222H130V224H135L134 222H136L137 223V220H138V222L139 223H137V224H140L141 222H140V220L139 219H137L136 221H135V218H134V220H128V219H124V218H122L121 216L122 215H124L125 217H126V215L124 214V213H122L121 214V212L118 210L119 208L117 207L116 208V206H115V208L114 209H111V208H113ZM158 207V206H157ZM76 208V207H75ZM76 208V209H77ZM108 208V207H107ZM122 208V207H121ZM137 208L138 209H140V210H137ZM143 208H145V209H143ZM148 208V207H147ZM220 208V209H219ZM116 209H117V211H116ZM149 209V208H148ZM153 209V212L155 213L156 211H158V209H160L159 207L157 208V209H155L154 210ZM183 209H185V208H183ZM78 210V209H77ZM126 210V209H125ZM131 210V211H132ZM143 210H145V211H143ZM161 210H162V206H161ZM161 210H160V212H161ZM187 210V209H186ZM76 211V210H75ZM116 211V212H115ZM138 211H140V212H138ZM171 211H172V209H171ZM171 211H170V213H171ZM176 211V210H175ZM188 213H190V210L188 209ZM107 212V211H106ZM111 212V211H110ZM138 212V213H137ZM172 212H174V211H172ZM177 212V211H176ZM81 213V212H80ZM132 213V214H131ZM135 213V214H134ZM157 213V212H156ZM158 213H159V211H158ZM168 213V215H169V212H167ZM166 213V214H167ZM183 213V212H182ZM85 214V213H84ZM90 214H91V212H90ZM96 214V216H97V213H95ZM94 214V215H95ZM93 215V216H94ZM99 215H101V214H99ZM109 215V213L107 214V215H104V216H108ZM119 215H121V216H119ZM135 215V216H134ZM167 215V216H168ZM172 215L173 214H170L168 217L170 218V217H172ZM177 214H175V216H176ZM188 215H190V214H188ZM187 215V216H188ZM90 216V215H89ZM123 216V217H124ZM143 216V217H142ZM88 217V216H87ZM92 217V216H91ZM165 217V216H164ZM168 217H166V219L168 218ZM183 217V216H182ZM185 218H186V215L184 216ZM190 217V216H189ZM94 218H95V216H94ZM93 218V219H94ZM96 218H98V217H96ZM99 218H101V217H99ZM114 218H113V220H114ZM142 218V219H141ZM178 218V217H177ZM190 218H192V217H190ZM81 219H83V218H81ZM106 219V218H105ZM107 219H111V217L110 218H108L107 217ZM106 219V220H107ZM166 219H165V222L167 223V221H166ZM176 219V218H175ZM187 219H188V217H187ZM84 220H86V219H84ZM94 220H96V219H94ZM103 220V219H102ZM106 220H105V222H106ZM113 220H111L110 222H111V225H112V221ZM171 221H174V217H173V219H170ZM169 220V222H171ZM87 222H85L86 224H88V222H92L91 221V219L88 221V219L86 220ZM97 221V220H96ZM114 221H116V220H114ZM117 221H119V220H117ZM122 221V220H121ZM179 221H181V222H186V219L185 220H183V218L181 219L180 217H179ZM189 221V220H188ZM108 222H109V220H108ZM110 222L108 223L109 225H110ZM133 222V223H132ZM176 222V221H175ZM100 224V220L97 222V224ZM107 223V222H106ZM173 223V222H172ZM177 223H179V224H177V227H180V226H178V225H180V222H178V220H177ZM188 223V222H187ZM94 224V223H93ZM120 224H122V223H118V225H120ZM136 224V225H137ZM143 224H141V225H143ZM164 224V223H163ZM185 224V223H184ZM188 224H190L191 225V223L189 222ZM187 224V225H188ZM90 225V224H89ZM106 225V224H105ZM159 225V227H161L162 229H160V230H157V228H159V227H157ZM161 225V226H160ZM173 225V224H172ZM171 225V226H172ZM186 225V224H185ZM78 226H83V225H78ZM94 226V225H93ZM96 226V225H95ZM99 225H97V227H98ZM116 226V225H115ZM182 226V225H181ZM192 226V225H191ZM101 227V226H100ZM100 227H99V229H100ZM104 227V226H103ZM106 227V226H105ZM113 227H114V225H113ZM120 227V226H119ZM118 227V228H119ZM122 227V226H121ZM125 227V226H124ZM124 227H122V228H120L121 229V232L122 231H126V232H128V230H127V228L126 229H123ZM184 227H188L189 228V226H184ZM193 227V226H192ZM86 228V227H85ZM107 228V227H106ZM136 228L138 229V230H136ZM145 228H146V230H147V232H145L144 230H145ZM154 228H156V230L154 229ZM181 228V227H180ZM188 228H186V229H188ZM82 229V228H81ZM89 230V232H90V228H88ZM94 229V228H93ZM108 229V228H107ZM139 229L140 230H142V231H140L141 233H142V235H140V232H139ZM191 229V228H190ZM83 230H84V228H83ZM154 230H155V233H154ZM167 230V231H166ZM87 231V232H88ZM120 231V230H119ZM82 233H83V231H81ZM85 232V231H84ZM94 232H96V234H98V236H99V233H97V231L95 230ZM106 232V231H105ZM104 232V233H105ZM109 232H113V233H115V230L114 231H108L107 233L109 234ZM138 232V233H137ZM146 234H145V233ZM86 233V232H85ZM125 233V232H124ZM129 233V232H128ZM143 233L145 234L144 236H143ZM81 234V233H80ZM80 234H79V236H80ZM107 234V235H108ZM163 234V235H162ZM165 234V235H164ZM82 235V238H83V234H81ZM85 235V234H84ZM90 235V234H89ZM130 235V236H131ZM100 236H102V234H100ZM104 236H106V234L104 235ZM103 236V238L105 239V237ZM112 236L113 235H111L110 236V238L112 239ZM133 236H131V239H133V241H135L134 239H135V237L133 238ZM89 237H91V236H89ZM116 237V238H117ZM158 237H161V238H158ZM162 237H163V239H162ZM80 238H81V236H80ZM87 238V237H86ZM115 237H114V240L116 239ZM85 239V238H84ZM107 239V238H106ZM119 239H118V241H119ZM127 239V240H126ZM131 239L129 240V241H131ZM161 239V240H160ZM78 240L80 241V239L78 238ZM82 240V239H81ZM108 240H109V237H108ZM111 241H113V239L112 240H110V242ZM117 241V240H116ZM118 241H117V243H118ZM126 241V242H125ZM225 241V242H224ZM99 242H100V240H99ZM102 242V241H101ZM99 243V245L102 247V249L104 248H106V247H104V246H107L108 247V245H106V243H104V244H102V243ZM224 242V243H223ZM81 243H82V241H81ZM94 243V248L95 249H99V245H96V246H98V248L95 246V244H97V243H95V242H93ZM112 244L114 243V244H116L115 243V241L114 242H111ZM120 244L122 243V242H119ZM126 243H128L130 246H128ZM135 243V242H134ZM133 243V244H134ZM172 243V244H171ZM220 243H222L221 245H220ZM88 244V243H87ZM112 244H110L109 246L111 247V249H112V247H113V245ZM136 244H138V243H136ZM225 244V245H224ZM81 245V244H80ZM83 245H84V247H90V246H87V245H85L84 243H83ZM89 245V244H88ZM112 245V246H111ZM182 246V247H180V248H182L183 250H188V251H186V253H184L183 255H181L180 254V252L178 253L177 251H180L179 250V246ZM233 245V246H232ZM121 246H123V245H121ZM83 246H81V248H82ZM118 246H115V247H113V250L112 251H115V250H117V249H114V248H117ZM222 247H219L220 248V251H221V248ZM228 247L226 248V250L228 249ZM80 248V249H81ZM159 248V250H157ZM177 248H178V250H177ZM83 249V248H82ZM102 249H99L98 251H99V253H100V250H101V252L103 251L104 253H102V255L101 256H103L104 255V259L106 258V256H107V254L105 253L106 252V250H102ZM110 249V250H111ZM119 249V248H118ZM135 249V250H134ZM88 250V249H87ZM90 251H91V249H89ZM223 251H225L224 249H222ZM84 251V250H83ZM93 251V250H92ZM91 251V252H92ZM119 251V250H118ZM137 251V252H136ZM182 251V250H181ZM218 251H219V249H218ZM230 251V250H229ZM86 252V251H85ZM107 252H109L110 253V251H109V249H108V251ZM119 252V256L121 255V253ZM135 252V253H134ZM187 252H188V254H187ZM214 252V251H213ZM225 252H227V251H225ZM233 252V253H234ZM97 253V252H96ZM131 253V254H130ZM208 253V255H210L209 253L210 252H207ZM216 253V252H215ZM220 253V252H219ZM224 252H222V256L224 257V254H223ZM227 253H230V252H227ZM232 253V252H231ZM232 253V254H233ZM239 253H241V252H239ZM98 254V253H97ZM97 254H96V256H97ZM111 254V253H110ZM187 254V255H186ZM190 254V255H189ZM194 254H195V252H194ZM205 254V253H204ZM211 254H212V252H211ZM217 254V253H216ZM215 254V255H216ZM84 255H86V253H84ZM91 255H93V254H91ZM99 255V256H100ZM203 255V254H202ZM201 255V256H202ZM207 255V254H206ZM215 255H213V256H215ZM220 255V254H219ZM241 255V254H240ZM123 256V257H124ZM195 256H196V254H195ZM198 256V255H197ZM203 256H205V255H203ZM203 256H202V259H203ZM211 256V255H210ZM212 256V257H213ZM26 257H28L26 260H28L29 259V254L26 256ZM193 257V256H192ZM200 257V256H199ZM199 257H197V259L199 258ZM221 257V256H220ZM240 257V256H239ZM90 258V257H89ZM136 258V259H135ZM186 258V257H185ZM193 258H195V257H193ZM192 258V261L194 260ZM201 258V257H200ZM214 258V257H213ZM219 258V257H218ZM222 258V257H221ZM225 258V257H224ZM91 259H92V257H91ZM94 259H96V261H97V258H94ZM131 259H129V260H131ZM201 259V260H202ZM204 259H208V257L207 258H204ZM212 259V258H211ZM217 259V258H216ZM215 258H214V260H216ZM239 259V258H238ZM184 262H183V261ZM186 260V261H185ZM210 260V259H209ZM208 260V261H209ZM228 260H230V259H228ZM232 260V259H231ZM230 260V261H231ZM98 261H101V260H98ZM119 261H122L123 262V260H120L119 259ZM196 261V260H195ZM220 261V260H219ZM233 261H234V259H233ZM233 261H231V263H233ZM241 261V260H240ZM89 262V261H88ZM122 262H119V263H122ZM196 262H198V261H196ZM196 262L194 263V261H193V264H196ZM200 262V261H199ZM221 262V264L223 263V264H225V262H227V261H224L223 260V262H222V260L220 261ZM220 262H217V260L216 261H213V262H206L205 260H204V263L205 264H220ZM235 262L236 261H234V263L233 264H235ZM239 262V261H238ZM92 263V262H91ZM90 263V264H91ZM99 262H97V264H98ZM101 263H102V261H101ZM124 263V262H123ZM122 263V264H123ZM134 263V264H135ZM204 263H202V261H201V264H204ZM227 263H229V262H227ZM226 263V264H227ZM240 263V262H239ZM88 264V263H87ZM93 264H94V262H93ZM96 264V263H95ZM125 264V263H124ZM197 264H199V263H197ZM230 264V263H229Z\"/></svg>", "mask_w": 264, "mask_h": 264}]
</instances>
